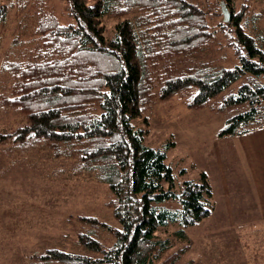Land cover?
Wrapping results in <instances>:
<instances>
[{
	"label": "trees",
	"instance_id": "1",
	"mask_svg": "<svg viewBox=\"0 0 264 264\" xmlns=\"http://www.w3.org/2000/svg\"><path fill=\"white\" fill-rule=\"evenodd\" d=\"M65 1L69 21L63 23L46 0H15L20 11L31 12L36 42L26 60L6 64L11 84L0 103L21 125L2 137L43 140L55 149L54 159L73 160L77 175L107 185L105 207L116 224L71 216L80 226L76 244L89 254L52 248L30 258L43 264H174L189 249L185 229L212 212L211 186L201 173L176 191L166 152L146 146L148 131L134 128L132 120L146 123L148 109L178 96L189 110L224 117L219 138L264 127V46L241 25L244 18L248 23V4L235 9L234 0H224L230 20L213 30L207 11L192 0ZM7 14L0 4V27ZM107 20L114 21L110 36ZM229 25L222 47L217 35ZM213 48L229 54L205 58ZM171 202L179 207L173 210ZM174 222L179 229L157 235ZM178 241L186 245L163 258Z\"/></svg>",
	"mask_w": 264,
	"mask_h": 264
},
{
	"label": "rangeland",
	"instance_id": "2",
	"mask_svg": "<svg viewBox=\"0 0 264 264\" xmlns=\"http://www.w3.org/2000/svg\"><path fill=\"white\" fill-rule=\"evenodd\" d=\"M208 14L212 29L222 21L218 0H192ZM63 23L69 21L65 0H46ZM248 4L242 26L259 44L264 46V0H234L235 9ZM8 8L5 23L0 27V93L8 91L10 75L7 63L26 60L34 49L33 18L31 12L20 11L15 0H0ZM253 15H260L252 20ZM114 21L107 20L106 36L111 35ZM232 26L217 35L224 47L223 37L231 34ZM205 58L216 59L226 49L213 48ZM237 64V61H232ZM144 119L132 120L136 129L147 130L146 146L166 152V164L175 177L176 191L183 181H198L205 173L211 186V214L198 224L188 227L189 249L174 264H222L233 246L226 237L228 231L239 229L222 227L226 207L238 218V205L250 202L246 171L236 153L232 137L219 138L217 132L224 125V117L208 109L189 110L175 96L169 101L157 102L148 109ZM21 125L20 118L0 103V264H43L32 260V255L47 249H59L73 254H89L76 244L80 226L68 220L71 216H93L103 222L116 224L112 211L105 207L109 199L108 187L87 175L74 172L75 161L54 159L53 146L43 140L17 143L5 139ZM174 148H166L167 143ZM181 171H184L181 173ZM173 210L179 205L169 204ZM68 218V219H67ZM67 219V220H66ZM179 229L178 223L159 228L157 235L165 237ZM238 235V234H237ZM231 244V245H230ZM178 241L163 258L185 246ZM224 255V257H223ZM52 264V263H49Z\"/></svg>",
	"mask_w": 264,
	"mask_h": 264
},
{
	"label": "crops",
	"instance_id": "3",
	"mask_svg": "<svg viewBox=\"0 0 264 264\" xmlns=\"http://www.w3.org/2000/svg\"><path fill=\"white\" fill-rule=\"evenodd\" d=\"M232 138L246 171L250 202L238 205L239 219L231 214L230 205L226 207L222 227L239 230L227 232L231 237L226 240L231 243L232 239L233 246L228 255H223L222 264H264V127Z\"/></svg>",
	"mask_w": 264,
	"mask_h": 264
},
{
	"label": "water",
	"instance_id": "4",
	"mask_svg": "<svg viewBox=\"0 0 264 264\" xmlns=\"http://www.w3.org/2000/svg\"><path fill=\"white\" fill-rule=\"evenodd\" d=\"M218 4L220 6L221 9V14H222V22L223 23H228L230 20V15H229V11L226 7V4L224 2V0H218Z\"/></svg>",
	"mask_w": 264,
	"mask_h": 264
}]
</instances>
